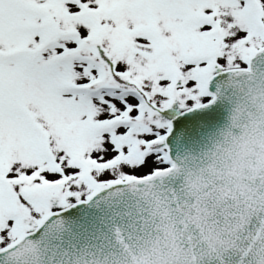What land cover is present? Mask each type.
<instances>
[{"label":"snow or ice","instance_id":"obj_1","mask_svg":"<svg viewBox=\"0 0 264 264\" xmlns=\"http://www.w3.org/2000/svg\"><path fill=\"white\" fill-rule=\"evenodd\" d=\"M0 264H264V0H0Z\"/></svg>","mask_w":264,"mask_h":264}]
</instances>
